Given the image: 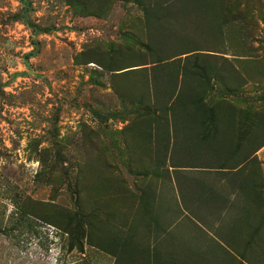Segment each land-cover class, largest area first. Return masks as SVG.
<instances>
[{
    "label": "rangeland",
    "instance_id": "rangeland-1",
    "mask_svg": "<svg viewBox=\"0 0 264 264\" xmlns=\"http://www.w3.org/2000/svg\"><path fill=\"white\" fill-rule=\"evenodd\" d=\"M252 1L264 56V0ZM149 39L144 12L132 2L0 0V264H77L79 238L107 240L112 223L125 222V209L115 208L126 197L128 173L119 156L129 134L123 124L134 122L138 109L112 86L144 84L141 73L116 74L154 61ZM95 62L129 68L110 71ZM259 69L263 76L234 94L217 89L215 99L264 112V61ZM258 154L264 193V147ZM189 214L205 230L182 212L174 231L186 234L190 220V241L207 248L204 257L264 264V231L249 242L262 212ZM219 218L225 225H210ZM84 246L85 264H116L106 251Z\"/></svg>",
    "mask_w": 264,
    "mask_h": 264
},
{
    "label": "trees",
    "instance_id": "trees-1",
    "mask_svg": "<svg viewBox=\"0 0 264 264\" xmlns=\"http://www.w3.org/2000/svg\"><path fill=\"white\" fill-rule=\"evenodd\" d=\"M123 1L142 8L150 38L146 48L154 61L140 64L145 65L142 68L128 70L125 69L129 67L121 65L95 63L110 71L125 70L116 75H145V82L139 89L128 90L116 82L112 88L138 109L137 116H144L147 123L158 122V118H165L163 115L168 113L174 119L176 112L182 111L191 112L199 125L224 126L223 135L230 140V155L222 168L247 171V189L254 190L256 200L255 215L260 218L262 212L259 223L249 227L251 243L264 231L263 170L256 155L264 147V139L259 141L258 138L260 131L264 133V112L237 108L232 101L215 99V92L220 89L234 94L249 80L263 76L259 64L264 61V56L257 53L260 47L256 46L262 40L256 33L258 26L253 1ZM148 64L152 65L148 67ZM208 133L216 136L222 132L213 129ZM250 184L254 187L249 188ZM77 241L81 252L85 242L111 251L108 242H94L86 234ZM204 253L166 257L160 264H213V260L222 264V259H208Z\"/></svg>",
    "mask_w": 264,
    "mask_h": 264
},
{
    "label": "crops",
    "instance_id": "crops-1",
    "mask_svg": "<svg viewBox=\"0 0 264 264\" xmlns=\"http://www.w3.org/2000/svg\"><path fill=\"white\" fill-rule=\"evenodd\" d=\"M191 114L179 111L174 119L171 113L161 114L165 118L151 123L145 122L144 116H137L134 122L123 124L129 133L123 141L125 151L119 156V161L126 162L128 168L126 197L124 202H116L115 208L125 209L126 219L122 223L111 222L113 230L105 240L111 251L92 246L106 251L116 264H160L166 257L206 252L202 244L194 246L197 243L190 241V220L184 226L186 234L176 235L174 229L182 212L190 218L189 211L198 215L205 210L217 217L222 215L223 219L225 213L237 209L248 218L255 215L256 200L254 190L247 189V171L222 168L230 155V140L223 135L224 126L199 125ZM213 129L222 133L209 134ZM129 164H133L131 169ZM253 187L250 184L249 188ZM174 195L177 203L173 201ZM223 219H215L210 225L223 226ZM121 227H125L124 232ZM215 241L226 248L219 239ZM85 251L86 247L79 251L82 258L77 264H85Z\"/></svg>",
    "mask_w": 264,
    "mask_h": 264
}]
</instances>
